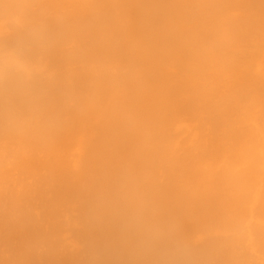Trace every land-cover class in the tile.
I'll use <instances>...</instances> for the list:
<instances>
[{
	"label": "bare ground",
	"instance_id": "obj_1",
	"mask_svg": "<svg viewBox=\"0 0 264 264\" xmlns=\"http://www.w3.org/2000/svg\"><path fill=\"white\" fill-rule=\"evenodd\" d=\"M0 264H264V0H0Z\"/></svg>",
	"mask_w": 264,
	"mask_h": 264
}]
</instances>
